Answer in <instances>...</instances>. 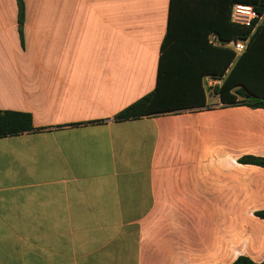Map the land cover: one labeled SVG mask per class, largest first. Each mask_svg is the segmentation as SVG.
I'll use <instances>...</instances> for the list:
<instances>
[{"label":"crops","instance_id":"crops-1","mask_svg":"<svg viewBox=\"0 0 264 264\" xmlns=\"http://www.w3.org/2000/svg\"><path fill=\"white\" fill-rule=\"evenodd\" d=\"M23 2L21 35L0 0V111L40 130L0 138V264L263 262L264 168L240 159L264 158V109L210 101L207 75L203 108L114 121L170 49L162 88L189 86L214 0Z\"/></svg>","mask_w":264,"mask_h":264},{"label":"trees","instance_id":"trees-1","mask_svg":"<svg viewBox=\"0 0 264 264\" xmlns=\"http://www.w3.org/2000/svg\"><path fill=\"white\" fill-rule=\"evenodd\" d=\"M19 9V31L22 35L25 18L23 0H17ZM235 4L251 5L263 18L256 27H242L231 22V10ZM215 17L206 27L205 44L200 41L198 68L188 73L189 86L162 88V79L170 69V61L177 64L181 58L173 55L172 49L163 54L160 60V82L155 92L131 104L115 118V122L137 120L179 110L205 107L206 95L203 78L207 75L223 77V83L215 88L221 101L227 105L245 104L251 108L264 109V0H214ZM215 34L221 41H247L244 53L237 56L229 49L217 48L208 44L207 36ZM171 43L170 33L162 46L166 49ZM173 56V57H171ZM184 59V58H183ZM185 63V59H184ZM169 68V69H168ZM190 70V68H189ZM175 71V70H174ZM172 74V73H170ZM169 74V75H170ZM180 76V74L174 73ZM248 96H250L248 98ZM91 124V123H90ZM33 126L30 114L14 111H0V138L18 136L38 131ZM240 163L264 168V158L244 156ZM264 220V210L256 212ZM232 264L255 263L247 257H239Z\"/></svg>","mask_w":264,"mask_h":264},{"label":"built area","instance_id":"built-area-1","mask_svg":"<svg viewBox=\"0 0 264 264\" xmlns=\"http://www.w3.org/2000/svg\"><path fill=\"white\" fill-rule=\"evenodd\" d=\"M231 22L242 27H256L262 20L256 9L251 5L235 4L231 10ZM213 41L215 39L213 38ZM224 45L231 47L237 54L245 52L247 41L233 40L230 42H223ZM210 86H213L212 84Z\"/></svg>","mask_w":264,"mask_h":264},{"label":"rangeland","instance_id":"rangeland-1","mask_svg":"<svg viewBox=\"0 0 264 264\" xmlns=\"http://www.w3.org/2000/svg\"><path fill=\"white\" fill-rule=\"evenodd\" d=\"M211 89L212 88L205 86V90L207 92V96L210 99V101H212L213 100L212 98L216 97V94H217L216 91H215V89H214L213 92L211 91Z\"/></svg>","mask_w":264,"mask_h":264},{"label":"water","instance_id":"water-1","mask_svg":"<svg viewBox=\"0 0 264 264\" xmlns=\"http://www.w3.org/2000/svg\"><path fill=\"white\" fill-rule=\"evenodd\" d=\"M250 96H248V98H249Z\"/></svg>","mask_w":264,"mask_h":264}]
</instances>
